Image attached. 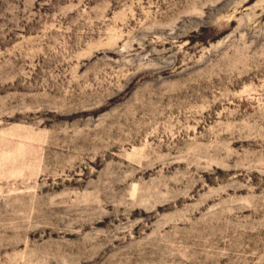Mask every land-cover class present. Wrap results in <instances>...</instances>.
Here are the masks:
<instances>
[{
	"label": "rangeland",
	"instance_id": "rangeland-1",
	"mask_svg": "<svg viewBox=\"0 0 264 264\" xmlns=\"http://www.w3.org/2000/svg\"><path fill=\"white\" fill-rule=\"evenodd\" d=\"M0 264H264V0H0Z\"/></svg>",
	"mask_w": 264,
	"mask_h": 264
}]
</instances>
